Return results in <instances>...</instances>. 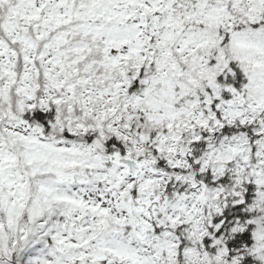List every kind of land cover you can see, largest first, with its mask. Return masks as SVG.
I'll return each instance as SVG.
<instances>
[{"label": "snow or ice", "instance_id": "snow-or-ice-1", "mask_svg": "<svg viewBox=\"0 0 264 264\" xmlns=\"http://www.w3.org/2000/svg\"><path fill=\"white\" fill-rule=\"evenodd\" d=\"M0 264H264V0H0Z\"/></svg>", "mask_w": 264, "mask_h": 264}]
</instances>
